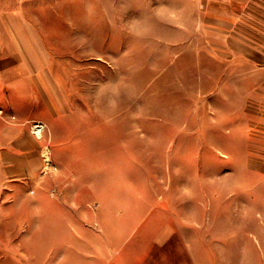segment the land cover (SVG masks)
<instances>
[{"label":"rangeland","instance_id":"obj_1","mask_svg":"<svg viewBox=\"0 0 264 264\" xmlns=\"http://www.w3.org/2000/svg\"><path fill=\"white\" fill-rule=\"evenodd\" d=\"M261 1L0 0V264H264Z\"/></svg>","mask_w":264,"mask_h":264},{"label":"crops","instance_id":"obj_2","mask_svg":"<svg viewBox=\"0 0 264 264\" xmlns=\"http://www.w3.org/2000/svg\"><path fill=\"white\" fill-rule=\"evenodd\" d=\"M260 2L262 3V1L260 0ZM263 3H264V1H263ZM27 135V133L26 134H24V137ZM23 137V138H24ZM26 139H28L27 137H25ZM9 139V137L8 136H6V140H8ZM2 140H5V139H3V136L1 135V132H0V142H2ZM15 140V139H14ZM3 147L0 145V149H2ZM3 150V149H2ZM3 155V153L1 152V150H0V156H2ZM1 162V161H0ZM3 163V162H2Z\"/></svg>","mask_w":264,"mask_h":264},{"label":"bare ground","instance_id":"obj_3","mask_svg":"<svg viewBox=\"0 0 264 264\" xmlns=\"http://www.w3.org/2000/svg\"><path fill=\"white\" fill-rule=\"evenodd\" d=\"M35 130H36V133L37 134H40V132H41V126L40 125H37ZM47 160L49 162V159H47Z\"/></svg>","mask_w":264,"mask_h":264}]
</instances>
